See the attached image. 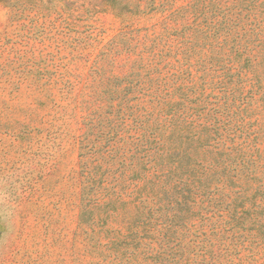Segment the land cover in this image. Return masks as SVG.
Listing matches in <instances>:
<instances>
[{
    "label": "rangeland",
    "instance_id": "obj_1",
    "mask_svg": "<svg viewBox=\"0 0 264 264\" xmlns=\"http://www.w3.org/2000/svg\"><path fill=\"white\" fill-rule=\"evenodd\" d=\"M0 264H264V0H0Z\"/></svg>",
    "mask_w": 264,
    "mask_h": 264
},
{
    "label": "trees",
    "instance_id": "obj_2",
    "mask_svg": "<svg viewBox=\"0 0 264 264\" xmlns=\"http://www.w3.org/2000/svg\"><path fill=\"white\" fill-rule=\"evenodd\" d=\"M107 2H109V0H107Z\"/></svg>",
    "mask_w": 264,
    "mask_h": 264
}]
</instances>
